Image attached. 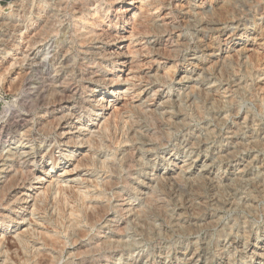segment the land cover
Returning a JSON list of instances; mask_svg holds the SVG:
<instances>
[{"label":"rangeland","instance_id":"374dc122","mask_svg":"<svg viewBox=\"0 0 264 264\" xmlns=\"http://www.w3.org/2000/svg\"><path fill=\"white\" fill-rule=\"evenodd\" d=\"M254 1L93 0L78 13L65 5L55 8L53 0H0V124L26 116L34 124V148L40 155L52 153L51 160L28 165L37 176L31 195L45 199L44 191H51L45 209L22 203L21 189L0 198V264H35L38 256L49 260L45 264H264V0ZM43 9L53 12L45 18ZM16 10L21 14L15 16ZM205 10L212 16L224 12L221 20L210 16L219 25L209 33L196 23ZM144 17L149 33L134 22ZM36 21L50 24L51 35L43 40L32 34L29 48L30 40L26 44L14 27L25 29ZM156 28L172 32L155 36L150 31ZM81 32L92 35L87 48L101 54L96 57L101 65L88 67L100 83L90 85L96 87L94 94L84 96V108L72 122L77 129L69 136H79V142L90 131L97 137L104 120L116 114L111 119L116 135L96 138L100 148L95 151L56 143L64 132L56 119L45 129L35 128L45 108L27 99L25 87L33 59L42 61L49 53L45 67L51 77L65 72L58 64L71 52L82 59ZM16 44L22 50H10ZM62 47L69 51L61 53ZM167 69L174 73L172 80ZM185 76L190 80L182 82ZM144 108L149 110L142 114ZM132 123L155 133L152 144L132 141L127 130ZM12 134L0 139L3 157L21 143L19 134ZM133 147L130 168H125L121 159ZM53 158L57 163L50 165ZM80 161L90 166L76 167ZM107 181L115 184L110 190H105ZM114 192L125 198L117 199ZM67 195L78 199L73 207L80 211V203L108 211L103 207L101 221L87 224L81 212L71 217L72 204L65 201L59 214V197ZM149 196L154 202L145 206ZM136 208L141 217L134 216ZM80 229L86 235L72 243L73 231ZM45 235L60 242L47 247L41 240Z\"/></svg>","mask_w":264,"mask_h":264},{"label":"bare ground","instance_id":"6f19581e","mask_svg":"<svg viewBox=\"0 0 264 264\" xmlns=\"http://www.w3.org/2000/svg\"><path fill=\"white\" fill-rule=\"evenodd\" d=\"M54 1V5H55V8L57 7V9L63 7L65 5V7H63V9H66L68 7H70L68 11H71V12H78V13H81L85 8L89 7L92 5V1L93 0H75L74 3H71L70 5H68V3H66L64 0H53ZM67 1V0H66ZM95 2L99 1V0H94ZM165 1V0H163ZM257 1V0H255ZM254 1V2H255ZM260 2V1H259ZM52 3V1H51ZM162 3V2H161ZM49 4V3H48ZM244 4V3H243ZM247 4V3H246ZM245 5V4H244ZM51 6V5H50ZM242 6V5H241ZM49 8V7H48ZM226 8V7H224ZM224 8H222L224 10ZM41 9V8H40ZM62 9V10H63ZM221 9V10H222ZM238 9V8H237ZM86 10V9H85ZM240 10L242 9H239V12ZM56 11V10H55ZM23 12V11H22ZM51 9L48 10V9H43L41 11V14L43 16L45 15H48L51 14ZM57 12V11H56ZM70 12V13H71ZM86 12V11H84ZM215 12V10L213 11ZM243 13V10L241 11ZM16 15L15 16H18L19 14H21V11H18L16 10ZM198 13V12H197ZM55 14V13H53ZM41 15V17H43ZM199 15L202 16V19L198 20L197 18V25L198 27H200L202 31L204 32H211V31H215V29H217L219 23H218V20L214 19V18H211L210 16V13H208L206 10L204 12H201L199 13ZM51 16V15H50ZM91 16V15H90ZM203 16L205 18H203ZM215 18H218V19H222L224 18V12H215L214 14ZM212 16V17H214ZM51 17H56V14L55 16L52 15ZM46 18V16H45ZM49 18V17H48ZM47 18V19H48ZM145 18V17H144ZM50 19V18H49ZM42 20V19H41ZM75 21V20H74ZM131 22H132V19H131ZM134 22L136 23V25L140 26L141 27V30L144 31V32H147L149 33V27L147 26V22L148 20L145 18V20H141V19H135L134 18ZM1 23V22H0ZM13 23V22H12ZM52 23V22H51ZM3 24V22H2ZM1 24V25H2ZM53 24V23H52ZM76 24V23H75ZM10 25V24H9ZM13 25V24H12ZM93 25V24H92ZM196 25V24H194ZM2 26H5L4 24ZM14 26V25H13ZM11 26V27H13ZM9 27V26H8ZM197 27V26H196ZM76 28V27H75ZM177 27H173V30H175ZM7 29V28H6ZM199 29V28H198ZM24 30V31H23ZM6 31V30H5ZM78 31V30H77ZM12 32V31H11ZM14 32H19L20 34V38L21 37H24V40H26V44L30 42V46L29 48L33 45V43L31 42V35L32 34H35V36L37 38H40L41 36L43 37V40H46L51 34V26L50 24H47L45 23L44 25L41 24L36 21L35 23H33L31 26H27L25 27H14ZM13 32V33H14ZM54 32V31H52ZM75 32V31H74ZM90 32V31H89ZM88 32V33H89ZM155 33V36H161L162 34H169L172 32V29L169 30V29H159V28H156V29H153L152 31H150V33ZM235 32V31H234ZM87 33V34H88ZM15 34V33H14ZM79 34V33H78ZM84 34V33H83ZM82 32H81V35L79 34L80 39L75 40V42L77 41L78 44H79V47H85L86 46V49L83 50V58H78V54L73 51L71 52L70 55L66 56V58L64 60H62V62H60V64L58 65H62L60 68H63L64 71H62V73H60L59 76H56V77H51L50 75V72H49V67H45L46 64H45V60H46V57L48 56L49 53H47L46 55H44V57L42 58L43 60L42 61H38V60H35L33 59L31 61V63L29 65H35L34 68H32L31 72H30V76L27 77L28 79L25 81V87H26V92L28 94V97L27 99L31 102H33L34 104L38 105V106H41V107H44L45 108V111L43 113V115L41 117H38L36 122H35V128H38V129H45L46 126H49L48 123L50 122V120H53V119H56L58 120V124H57V127L61 128L64 130V132H61L62 133H59L57 134V138H58V141L56 143H58L59 145L62 144V146H68V147H76V146H81V147H85V148H88V149H93L94 151L95 150H98L100 148V141H97L99 139H96V138H100V140H102L103 138H101L102 136L103 137H107L109 140L110 138H112L114 136V134L116 135V126L114 127L115 128V131H112V129L114 130V128H111V119L115 117L116 114H114V116L112 115L111 118H107L106 120H104V122L102 123L103 125L101 126L99 132L96 131L97 133V137L96 136H93L95 134H91L92 132L89 131V133L84 136L79 142L75 141L76 139H79V136H77L76 139H74L73 136H69L71 133H70V130L76 128L77 127H74L72 126V122L74 119H78V116H76V112H78V110L80 109H83L84 108V105H85V102H86V98L84 97L86 94H91V96H93L94 94V88L96 87H91L90 85H92V83H94L93 85H95L96 83H100V80H94L93 77H90V75H94V72H89V66L90 65H96L97 67H99V65H101L100 63L97 62L96 60V57L97 55H101L99 52V54L97 52H95L93 50V47H90V48H87L89 46V44H91L93 41L91 39V36L88 37L86 35L83 36ZM86 34V32H85ZM91 34V33H90ZM75 35V34H74ZM89 35V34H88ZM236 34L233 33V36H235ZM77 35H75V38H76ZM41 37V38H42ZM200 38V37H199ZM204 38V36H203ZM196 39V37H195ZM198 39V38H197ZM201 39V38H200ZM27 40H30L29 42ZM35 40V39H34ZM40 41V40H39ZM187 41V40H186ZM185 41V43H187ZM199 41V40H198ZM41 42V41H40ZM189 42V41H188ZM35 44V43H34ZM93 44V43H92ZM91 44V45H92ZM183 44V50H186L187 47H186V44L182 43ZM189 44V43H188ZM77 45V44H76ZM200 46V45H199ZM197 46V48L199 47ZM10 47V50H14L16 52H18V50H22V47H20L18 44L16 45H9ZM189 48V47H188ZM156 49V48H155ZM154 49V50H155ZM75 50V49H74ZM159 49L157 48L155 51H157V54H159L158 57H161L162 55L160 53H158ZM69 51L68 50H65V47H62L60 49V52L61 53H67ZM154 51V52H155ZM22 52V51H21ZM170 52V51H169ZM180 52V51H179ZM178 52V53H179ZM70 53V52H69ZM156 53V52H155ZM163 53V52H162ZM164 55V54H163ZM72 56V57H71ZM178 57V56H177ZM162 58V57H161ZM154 60V59H153ZM159 60V59H158ZM57 62V61H56ZM51 64V63H50ZM57 65V64H56ZM69 65H77V68H71L69 67ZM224 65V64H223ZM170 68V67H169ZM174 68V66H173ZM168 70V69H167ZM171 70V69H170ZM168 70L167 74L169 75L170 79L172 80V77L174 76V73L171 71ZM224 70V69H223ZM174 71V70H172ZM60 72V70H59ZM69 72V75L68 73ZM66 73V74H64ZM95 74H96V71H95ZM40 76V77H38ZM190 77V76H189ZM185 76V77H182V82L183 81H189L190 78ZM187 83V82H186ZM110 85V83L108 84ZM17 90V88H16ZM116 91V90H115ZM114 91H112V94H113ZM119 94L120 92L124 93V91H122L121 89H119L117 91ZM187 92V91H186ZM127 93V92H126ZM155 93V92H154ZM185 93V92H184ZM118 94V96H119ZM207 94V93H206ZM179 96V95H177ZM207 96V95H206ZM190 96H187V99L189 98ZM208 97V96H207ZM180 99V96L178 97ZM101 99V98H100ZM186 99V98H185ZM104 100V99H102ZM182 100V99H181ZM180 100V101H181ZM189 100V99H188ZM98 101V100H97ZM101 101V100H100ZM184 101V100H183ZM182 101V102H183ZM186 101V100H185ZM191 101V100H190ZM181 103V102H180ZM88 104V103H87ZM35 106V105H34ZM176 106V105H175ZM104 107V106H103ZM177 107V106H176ZM141 108V107H140ZM178 108V107H177ZM86 109V108H85ZM139 109V108H138ZM145 109H148V108H144L143 111H142V114H144L146 112ZM149 110V109H148ZM151 111V110H150ZM178 111H179V108H178ZM96 112V111H95ZM150 113V112H149ZM152 113V112H151ZM179 113V112H178ZM61 114V116L59 115ZM90 114V113H89ZM88 114V115H89ZM96 114V113H95ZM181 114V113H180ZM38 115V114H37ZM59 115L60 117L58 118ZM95 116V115H94ZM146 116V115H145ZM148 117V116H147ZM55 120V121H56ZM246 121V120H245ZM54 122V121H53ZM136 122V121H135ZM55 123V122H54ZM149 123V122H148ZM30 124V119H28L26 116H15V117H11V118H8V120L4 123H1L0 124V139L3 138V135L4 134H14V133H18L19 134V131L20 130H24V128H27L29 126V128L24 131L21 134L18 135V137H20L21 139V143L16 146V148L13 150V151H9L7 156L3 157L0 155V198H2L3 196L2 195H5L4 193L7 192L6 194H11V193H15L17 190L21 189V191L23 193H21L22 197H23V200L21 201L22 203L24 204H31L30 207H33L35 209V211H40V210H43L46 208V203L48 201V199L50 198V189L47 188L46 193L44 191V194L46 195H43L45 197V199L42 197V195H38L36 197H34V195L32 196L31 195V192H30V187L31 186V181L34 180L36 174L34 172H32L31 170H29V167H31L34 163L38 162L39 163L41 162L40 160H42L43 158H46V157H49V159L51 160L52 158V153H48V154H39L40 151L37 150V148H34V141L32 140L31 135L33 134V127H34V124ZM81 124V123H80ZM130 124V123H129ZM133 124V123H132ZM129 125V128L127 129L128 131H130V135H131V139H133L132 141H140V143L142 142V139H146L145 141H143L142 143H146V142H150L153 140H155V133L154 135L151 134L150 132L149 133H146V131H143L142 129L144 128H141L139 126H136V125ZM112 125H115L112 123ZM152 125V124H151ZM98 126V125H97ZM145 126V125H144ZM56 127V126H55ZM118 127V126H117ZM153 127V126H152ZM141 128V129H140ZM146 128V127H145ZM37 129V130H38ZM49 129V128H48ZM240 129V128H239ZM92 130V129H91ZM153 130V129H152ZM36 131V129L34 130ZM39 131V130H38ZM86 131V130H85ZM159 131V130H158ZM46 132V131H45ZM58 132V131H57ZM79 132V131H78ZM114 132V133H113ZM44 133V132H43ZM101 133V134H100ZM140 133V134H138ZM12 134V135H13ZM123 134V133H122ZM138 134V136H137ZM92 135V136H91ZM47 136V135H46ZM99 136V137H98ZM112 136V137H111ZM130 137V136H129ZM56 138V139H57ZM114 138V137H113ZM154 138V139H153ZM5 141H3L1 144H6V138H4ZM67 139V140H65ZM106 139V138H105ZM159 139V138H157ZM23 140V141H22ZM130 140V139H129ZM160 140V139H159ZM158 140V141H159ZM9 141H12V138H10ZM115 141V139H114ZM123 141V140H122ZM157 141V142H158ZM1 142V141H0ZM111 142V141H109ZM121 142V141H120ZM124 142V141H123ZM102 143V142H101ZM119 143V142H118ZM132 143V142H131ZM151 143V142H150ZM156 143V142H155ZM162 143V142H161ZM160 143V144H161ZM28 144H30L29 146H27ZM113 144V143H112ZM121 144V143H120ZM123 144V143H122ZM130 144V143H129ZM152 144V143H151ZM196 144V143H195ZM114 145V144H113ZM133 145V144H132ZM164 145V144H163ZM237 145V144H236ZM106 146V144H105ZM137 146V145H136ZM43 147V145H42ZM103 147V145L101 146ZM109 148V147H108ZM139 148V147H138ZM141 148V147H140ZM50 150V149H49ZM111 150V149H110ZM134 150V147L132 149H130V151L128 150H125L124 154H123V157L121 159V161L123 162V166L125 168H130V162H131V155H132V152ZM139 150V149H138ZM141 150V149H140ZM3 152V151H2ZM175 153H173L172 155H174ZM86 157V156H85ZM171 158H169L170 160ZM77 161V160H76ZM92 162V161H91ZM31 163V166L28 167V165ZM57 163V159L56 158H53V161L50 163V165H54ZM79 164L76 166V167H80V168H86V167H89L90 164L89 163H83V162H78ZM93 164V163H92ZM133 164V162H132ZM248 164V163H247ZM92 166V165H91ZM96 166V165H95ZM246 166V165H245ZM249 166V165H248ZM247 166V167H248ZM83 168V169H84ZM116 168V167H114ZM124 168V169H125ZM134 168V166H132V169ZM205 168V167H203ZM31 169V168H30ZM78 169V168H77ZM89 169V168H88ZM33 170V169H32ZM128 170V169H126ZM124 170V171H126ZM38 171V170H37ZM111 172L114 173L116 172V169H113L111 168ZM121 175V174H120ZM37 177V176H36ZM41 177L37 178V179H40ZM161 178V177H160ZM170 178V177H169ZM114 180V179H113ZM164 180V179H162ZM85 181V180H83ZM109 181V180H108ZM107 181V182H108ZM173 181V180H171ZM175 182V181H174ZM106 183V182H105ZM165 183V182H164ZM94 184V183H92ZM113 184L114 182H108L105 184V190H110L112 189L113 187ZM158 184V183H157ZM177 184V183H176ZM115 185V184H114ZM256 185V183H255ZM118 186V185H117ZM258 186V184H257ZM96 187V186H95ZM115 187V186H114ZM147 187V186H146ZM261 187V186H260ZM160 188V187H159ZM153 189V188H152ZM162 188H160L161 190ZM159 190V191H160ZM63 191V190H62ZM60 190L59 194L61 195V192ZM104 191V190H103ZM155 191V190H154ZM30 192V193H29ZM115 193V192H114ZM151 194V193H150ZM153 194V192H152ZM70 195V194H69ZM68 198H60L62 196L59 197V202L58 203H61V207L59 205L58 207V211H59V214H63L64 212L62 211L63 210V204L65 201L69 202L72 204V208L70 210V215L71 217H73V215L77 212H81V217L84 219L85 222H87V224H91L93 222L97 220L101 221V212H104L105 210L103 209V207H101L100 205L98 206H88V205H85V203H80L82 204V207H83V210L80 211L78 210V206H74L73 207V204L75 202H78L75 198L73 197H69ZM2 196V197H1ZM115 196L117 199H122L123 197L120 195V193H115ZM158 196V195H157ZM16 197V196H15ZM32 197V200L27 202L28 201V198H31ZM66 197V196H65ZM121 197V198H120ZM155 197V196H154ZM4 198V197H3ZM83 198V197H82ZM81 198V199H82ZM85 198V197H84ZM125 198V197H124ZM16 199V198H14ZM44 199V200H43ZM69 199V200H68ZM155 199V198H154ZM154 199L152 196H149L147 198H145L143 200L144 202V205H152L153 202H154ZM20 198H17L15 201L20 202ZM55 200V199H54ZM53 200V202H54ZM57 200V199H56ZM75 200V201H74ZM157 200V198H156ZM159 200V199H158ZM13 201V200H12ZM50 201V199H49ZM85 201V200H83ZM214 201V200H213ZM125 202V201H124ZM57 203V204H58ZM66 203V202H65ZM53 204V203H52ZM68 204V203H67ZM88 204V203H87ZM129 204V203H128ZM218 204V203H217ZM1 205V203H0ZM22 205V204H21ZM76 205V204H75ZM78 205V203H77ZM94 205V204H93ZM219 205V204H218ZM143 206V204H142ZM220 206V205H219ZM223 206V205H222ZM22 208L21 209H26V208H23V206H21ZM57 207V205H56ZM119 207V206H118ZM152 207V206H151ZM3 208V207H2ZM12 208V207H11ZM106 209V207H104ZM117 208V207H116ZM141 208V206H140ZM140 208H136L137 210L134 211L135 213L134 216H140L142 215L141 214V211L139 210ZM146 208V207H145ZM108 209V208H107ZM106 209V210H107ZM110 209V208H109ZM143 209V208H141ZM131 210L133 211L134 209H130L128 210L127 209V212H131ZM27 210H24L23 214L26 212ZM108 211V210H107ZM117 211L119 212H123L124 209H118ZM34 212V211H33ZM143 212V210H142ZM144 213V212H143ZM58 214V215H59ZM104 214V213H103ZM1 215V214H0ZM7 217V216H6ZM141 217V216H140ZM9 219V218H8ZM138 219V218H137ZM140 219V218H139ZM4 221V220H3ZM83 221V222H84ZM73 227H76L79 223L75 220H73ZM98 222V221H97ZM72 223V221H71ZM94 226V225H93ZM112 226V225H111ZM117 228V227H116ZM120 228V227H119ZM71 229V228H70ZM76 229V228H75ZM78 229V227H77ZM112 230V229H111ZM120 231V230H119ZM243 231V230H242ZM86 234L84 233V231H81L80 230H75L73 231V238L71 239L72 243H76L78 242L77 240L83 238ZM244 235V234H242ZM246 235V234H245ZM20 237V236H19ZM47 237V235H45V237H43L44 239H41L43 241V245H46L47 247L50 246V247H56L55 245H57L60 241L56 238H53V239H50L49 237V240L45 239ZM53 237V236H52ZM51 237V238H52ZM7 238V237H5ZM246 238V237H245ZM2 239V238H1ZM60 239V238H59ZM237 239V238H236ZM22 241V240H20ZM59 241V242H58ZM6 242V245L9 244V241H5ZM234 242V241H233ZM1 243V242H0ZM23 243V242H22ZM21 243V244H22ZM108 243V242H107ZM110 243V241H109ZM108 243V244H109ZM3 244V243H2ZM19 244V243H18ZM17 244V246H18ZM1 245V244H0ZM10 245V244H9ZM98 245V244H97ZM96 245V246H97ZM3 246V245H2ZM102 247V246H101ZM118 247V246H117ZM234 247V246H233ZM6 248V247H5ZM105 248V247H104ZM111 248V247H110ZM109 248V249H110ZM94 249V248H93ZM238 249V248H236ZM55 250V249H54ZM80 250V249H79ZM78 250V251H79ZM85 250V249H84ZM90 250V249H89ZM94 250H97L94 249ZM99 250V249H98ZM107 250V249H106ZM198 250V248H197ZM227 250V249H226ZM88 251V250H87ZM195 252V251H194ZM230 252V251H229ZM87 253V252H86ZM83 254V253H82ZM40 255V254H38ZM84 255V254H83ZM264 255V254H263ZM41 256V255H40ZM47 256V255H45ZM77 256V255H76ZM79 256V255H78ZM81 256V255H80ZM193 256V255H192ZM223 256V255H222ZM219 257V256H218ZM261 257V256H260ZM51 259V258H50ZM27 260V259H26ZM46 261L49 262V260L45 259L44 256L40 257L38 256V260L35 261L36 263L35 264H45ZM51 261V260H50ZM51 263V262H50ZM34 264V263H33Z\"/></svg>","mask_w":264,"mask_h":264}]
</instances>
